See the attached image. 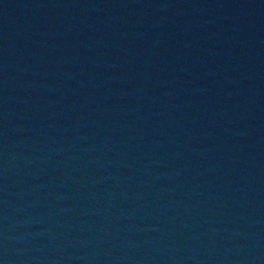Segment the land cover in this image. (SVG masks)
I'll return each instance as SVG.
<instances>
[{"label": "water", "instance_id": "1", "mask_svg": "<svg viewBox=\"0 0 264 264\" xmlns=\"http://www.w3.org/2000/svg\"><path fill=\"white\" fill-rule=\"evenodd\" d=\"M0 264H264V0H0Z\"/></svg>", "mask_w": 264, "mask_h": 264}]
</instances>
